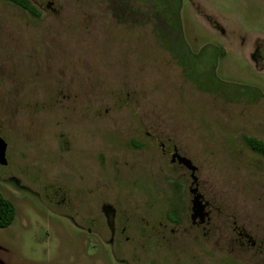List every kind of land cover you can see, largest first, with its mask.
<instances>
[{"label": "rangeland", "instance_id": "374dc122", "mask_svg": "<svg viewBox=\"0 0 264 264\" xmlns=\"http://www.w3.org/2000/svg\"><path fill=\"white\" fill-rule=\"evenodd\" d=\"M28 1L0 0V264H264V0Z\"/></svg>", "mask_w": 264, "mask_h": 264}, {"label": "trees", "instance_id": "16d2710c", "mask_svg": "<svg viewBox=\"0 0 264 264\" xmlns=\"http://www.w3.org/2000/svg\"><path fill=\"white\" fill-rule=\"evenodd\" d=\"M12 4H15L25 10L32 16H38L39 13L35 9V7L28 0H6ZM151 5H153V9L156 10V13L163 12V9H175L180 3V0H147ZM242 140L244 145L255 154L259 155L264 159V141L250 135H243ZM15 215V207L13 203L5 198L0 192V228L7 227L11 224Z\"/></svg>", "mask_w": 264, "mask_h": 264}, {"label": "water", "instance_id": "95a60500", "mask_svg": "<svg viewBox=\"0 0 264 264\" xmlns=\"http://www.w3.org/2000/svg\"><path fill=\"white\" fill-rule=\"evenodd\" d=\"M175 149V148H174ZM169 162H176L177 164L183 166L185 169L189 170V176L191 178V185L193 186L188 188V191L191 193L192 197L190 199V218L193 221L196 217L198 222L202 223L204 221V216L207 214V211H204L205 204L201 201L202 195L198 192L196 186V176L194 174L196 166L192 164L189 158L184 155L179 154L174 150L171 153ZM6 163V143L0 137V164L4 165Z\"/></svg>", "mask_w": 264, "mask_h": 264}, {"label": "flooded vegetation", "instance_id": "af4514ba", "mask_svg": "<svg viewBox=\"0 0 264 264\" xmlns=\"http://www.w3.org/2000/svg\"><path fill=\"white\" fill-rule=\"evenodd\" d=\"M174 148H175V149H174ZM174 150H176V147L173 145V146L171 147V153H173ZM176 152H177V150H176ZM171 153H170V155H171ZM175 163H176V162H175ZM201 201L205 204L204 211H207V214L204 216V221H203L202 223H199V222H198V218H197V217L192 221L191 218H190V214H189V219H190V223H191V225H195V226H199V225H201V226H202L203 223L205 224V223H207L208 220H209V211L206 209V207H207V202L203 199V197H202ZM243 238H245L246 241H249V237H248V235H247L246 233H242L241 231H239L238 234H237V239H238V241H239L241 244L243 243V241H242ZM252 243H253V242H252ZM252 243H251V244H252Z\"/></svg>", "mask_w": 264, "mask_h": 264}]
</instances>
